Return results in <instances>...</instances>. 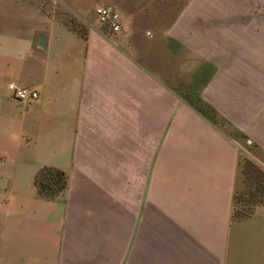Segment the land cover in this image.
Here are the masks:
<instances>
[{"label":"crops","instance_id":"1","mask_svg":"<svg viewBox=\"0 0 264 264\" xmlns=\"http://www.w3.org/2000/svg\"><path fill=\"white\" fill-rule=\"evenodd\" d=\"M60 1L78 15L105 5L121 24L173 16L145 30L182 51L173 80L224 125L134 57L132 24L113 33L88 22L82 34L54 16L53 0H0V264H264V203L236 211L242 147L224 127L264 167L259 45L205 51L192 0ZM11 83L38 98L14 99ZM47 168L66 176L53 196L36 183Z\"/></svg>","mask_w":264,"mask_h":264},{"label":"rangeland","instance_id":"2","mask_svg":"<svg viewBox=\"0 0 264 264\" xmlns=\"http://www.w3.org/2000/svg\"><path fill=\"white\" fill-rule=\"evenodd\" d=\"M78 1L84 7L83 3H88L89 0ZM144 1L150 3L149 0ZM183 1L185 0H181ZM128 2L126 8L131 10L141 0ZM52 4L54 16L61 18L82 34L86 32L88 22L96 23L104 31L108 30V26L99 24L95 16L94 8L98 4H94L90 10L87 9V13L83 15L74 14L72 9L64 7L60 0H53ZM192 10V37L197 43L205 45V51L232 56L251 50L255 44L259 45L260 53L264 55V0H192ZM121 16V25L126 27L129 24L133 25L127 45L134 57L166 83L181 90L182 97L197 106L202 113L214 122L224 125V121L204 104L194 88H188L183 81L175 83L173 80L170 70L175 60L172 58V52L176 57H182V51L180 55L176 54V48L169 40L164 39L158 30L156 32L145 30L147 26H156L153 24L156 21L169 22L173 16L144 14L138 16L137 21L132 15ZM121 30L124 31V27L121 26ZM190 84L192 87V82ZM224 127L242 147L239 161L241 184L234 194V207L238 212L242 210L245 212L253 205L264 203V167L254 160L258 151L252 143L247 142V137L226 124Z\"/></svg>","mask_w":264,"mask_h":264},{"label":"built area","instance_id":"3","mask_svg":"<svg viewBox=\"0 0 264 264\" xmlns=\"http://www.w3.org/2000/svg\"><path fill=\"white\" fill-rule=\"evenodd\" d=\"M97 21L102 26H108V30L116 33L121 30L119 14L105 5H97L94 8ZM12 97L20 102L30 101L38 98V92L25 87H19L11 83L8 85Z\"/></svg>","mask_w":264,"mask_h":264},{"label":"trees","instance_id":"4","mask_svg":"<svg viewBox=\"0 0 264 264\" xmlns=\"http://www.w3.org/2000/svg\"><path fill=\"white\" fill-rule=\"evenodd\" d=\"M36 183L42 194L53 196L65 189L67 181L62 171L47 168L38 173ZM238 214H243V212H238Z\"/></svg>","mask_w":264,"mask_h":264},{"label":"water","instance_id":"5","mask_svg":"<svg viewBox=\"0 0 264 264\" xmlns=\"http://www.w3.org/2000/svg\"><path fill=\"white\" fill-rule=\"evenodd\" d=\"M42 44H43V39L40 38V39H39V45H42Z\"/></svg>","mask_w":264,"mask_h":264}]
</instances>
